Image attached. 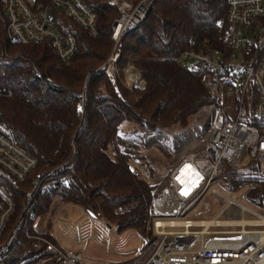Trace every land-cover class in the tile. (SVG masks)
Instances as JSON below:
<instances>
[{
	"label": "trees",
	"instance_id": "1",
	"mask_svg": "<svg viewBox=\"0 0 264 264\" xmlns=\"http://www.w3.org/2000/svg\"><path fill=\"white\" fill-rule=\"evenodd\" d=\"M137 4L140 0H127ZM229 0H152L145 19L119 41L121 70L134 66L145 88L116 89L104 74L96 73L110 56L112 24L120 12L107 0H89L97 14V36L91 37L60 11L53 18L58 29L72 35L77 51L61 60L51 41L20 44L9 40L8 21L0 3V95L2 120L18 144L37 161V172L64 165L68 182L39 195L34 217H43L56 200L80 207L117 227L136 229L147 248L156 237L151 182L130 168L132 156L142 150L122 138L127 122L158 127L185 126L187 119L213 98L204 84L208 67L187 70L180 65L184 51L210 52L230 45L225 18ZM49 6V0H40ZM84 94V112L78 111ZM158 152L166 155L163 147ZM233 184L246 187V200L264 209V177L247 176ZM24 245L21 246L23 249Z\"/></svg>",
	"mask_w": 264,
	"mask_h": 264
},
{
	"label": "built area",
	"instance_id": "2",
	"mask_svg": "<svg viewBox=\"0 0 264 264\" xmlns=\"http://www.w3.org/2000/svg\"><path fill=\"white\" fill-rule=\"evenodd\" d=\"M107 1L120 16L112 24L113 50L96 73L104 74L116 89L118 85L143 89L145 82L134 66L119 69L118 44L145 19L152 0L135 5L127 0ZM88 2L49 0L45 7L40 0H0L9 40L20 44L50 40L64 61L76 53L77 45L72 35L58 29L52 10L96 37L97 14ZM225 23L230 45L205 53L184 51L180 56L184 69L208 67L204 84L212 103L197 110L185 126L160 128L155 137L165 144L174 137L178 145L180 138L181 147H190L188 151L169 167L157 166L146 155L130 159L131 170L148 179L158 192L153 201L156 218L151 225L156 239L136 264H264V209L251 210L219 190L223 177L243 161L253 162L264 177V0H229ZM0 95L10 97L11 93L0 88ZM84 100L81 94L77 104L81 113ZM144 132L151 131L142 126L137 136ZM63 167L37 172L36 159L18 144L0 112V264H85L78 253L30 231L37 197L68 182V177L60 174ZM208 192L223 199L226 207L234 204L242 215L252 218H188ZM160 200L163 204L159 208L156 203ZM226 227L236 229L224 230ZM209 235L235 237L205 242Z\"/></svg>",
	"mask_w": 264,
	"mask_h": 264
},
{
	"label": "rangeland",
	"instance_id": "3",
	"mask_svg": "<svg viewBox=\"0 0 264 264\" xmlns=\"http://www.w3.org/2000/svg\"><path fill=\"white\" fill-rule=\"evenodd\" d=\"M121 78L123 80V77ZM133 89L136 88L127 90ZM227 103L229 104V98ZM189 120L188 118L187 123ZM142 126L145 125L137 126L136 131L132 132L133 124L125 122L120 126L119 133L122 138L135 143L142 150L143 155L148 156L150 161L157 166H172L176 162V158L190 148L181 147L180 138V145L177 144L178 139L174 137H171L172 139L170 138L166 144L155 138L160 135L157 133L160 128L177 129L180 125L158 127L151 132H144L143 135L137 136ZM158 147H163L167 154L163 155L158 152ZM256 169L253 162L243 161L237 169L223 177L222 186L219 188L221 194L251 210H257L246 199H242V195L247 194V188H238L233 184L240 178L243 180L247 179V176H259ZM187 217L195 220H240L242 218L248 220L252 218L249 214L242 215L239 207L234 204L226 207V202L223 199L212 197L209 192L197 204L196 211L190 212ZM164 219L177 220L179 218L166 217ZM223 229L234 230L236 228L226 227ZM30 231L49 238L64 249L78 253L85 264H136L148 250L146 238L140 231L124 229L118 232L103 219L91 216L80 207L63 204L56 200L45 216L36 217L33 220ZM232 237L235 235H209L205 237V242L209 239Z\"/></svg>",
	"mask_w": 264,
	"mask_h": 264
},
{
	"label": "bare ground",
	"instance_id": "4",
	"mask_svg": "<svg viewBox=\"0 0 264 264\" xmlns=\"http://www.w3.org/2000/svg\"><path fill=\"white\" fill-rule=\"evenodd\" d=\"M161 203H162L161 200L160 201H157L156 206L160 208L162 206V204H163V203L162 204Z\"/></svg>",
	"mask_w": 264,
	"mask_h": 264
},
{
	"label": "water",
	"instance_id": "5",
	"mask_svg": "<svg viewBox=\"0 0 264 264\" xmlns=\"http://www.w3.org/2000/svg\"><path fill=\"white\" fill-rule=\"evenodd\" d=\"M114 26H115V24H114Z\"/></svg>",
	"mask_w": 264,
	"mask_h": 264
}]
</instances>
